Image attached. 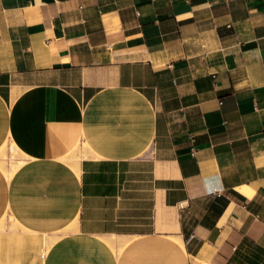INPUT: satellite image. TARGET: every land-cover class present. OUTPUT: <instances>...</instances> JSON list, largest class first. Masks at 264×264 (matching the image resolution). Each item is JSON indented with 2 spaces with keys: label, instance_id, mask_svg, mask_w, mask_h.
Listing matches in <instances>:
<instances>
[{
  "label": "crops",
  "instance_id": "obj_1",
  "mask_svg": "<svg viewBox=\"0 0 264 264\" xmlns=\"http://www.w3.org/2000/svg\"><path fill=\"white\" fill-rule=\"evenodd\" d=\"M0 154L43 264H252L264 0H0Z\"/></svg>",
  "mask_w": 264,
  "mask_h": 264
},
{
  "label": "rangeland",
  "instance_id": "obj_2",
  "mask_svg": "<svg viewBox=\"0 0 264 264\" xmlns=\"http://www.w3.org/2000/svg\"><path fill=\"white\" fill-rule=\"evenodd\" d=\"M6 153H8L7 150ZM5 161L9 163L8 159ZM67 162L72 165L75 163V161L72 162L69 159ZM20 164L21 161L11 165L10 176ZM5 172L7 173L6 170ZM3 222L5 226L0 229V264H43L45 251L52 243V241L48 242L46 238L56 239V237L53 235H37V232L26 230L25 228L22 231L18 227V231L15 229L10 230V228H15L16 226L13 220L8 217ZM39 244L40 248H37Z\"/></svg>",
  "mask_w": 264,
  "mask_h": 264
},
{
  "label": "trees",
  "instance_id": "obj_3",
  "mask_svg": "<svg viewBox=\"0 0 264 264\" xmlns=\"http://www.w3.org/2000/svg\"><path fill=\"white\" fill-rule=\"evenodd\" d=\"M243 243H246V242H243ZM248 247H249V251L252 252L253 255L251 259H249V261L252 263V264H255L257 263L258 259L257 257L259 256L257 253H260V252H263V248H261L260 246H258L257 244H255L254 242H249L247 243Z\"/></svg>",
  "mask_w": 264,
  "mask_h": 264
},
{
  "label": "bare ground",
  "instance_id": "obj_4",
  "mask_svg": "<svg viewBox=\"0 0 264 264\" xmlns=\"http://www.w3.org/2000/svg\"><path fill=\"white\" fill-rule=\"evenodd\" d=\"M4 149H5V148H4ZM2 154H3V153H2ZM17 154H18V153H17V149L15 148V146L12 145V156H16ZM0 155H1V154H0ZM68 159L71 160L72 162L75 161V160H74V157H73L72 155H71ZM73 164H75V163H73ZM3 227H4V225L1 224V225H0V229L3 228ZM10 230H11V229H10ZM101 237H102V236H101ZM120 239H121V238H120ZM104 240H105V239H104ZM121 241H122V240H121ZM124 241H125V240H124ZM178 241H179V240H178ZM105 242H106V241H105ZM107 242L111 245L110 247L112 248V246H113V238L108 239ZM107 242H106V243H107ZM108 243H107V244H108ZM120 243H121L120 246H122V245H124L126 242H123V241H122V242H120ZM179 243H180V245L182 246V243H181L180 241H179ZM159 245H160V244H159ZM114 246H115V245H114ZM117 246H118V244H117ZM38 248H40V244L38 245ZM181 248H182V247H181ZM113 249H114V247H113Z\"/></svg>",
  "mask_w": 264,
  "mask_h": 264
}]
</instances>
